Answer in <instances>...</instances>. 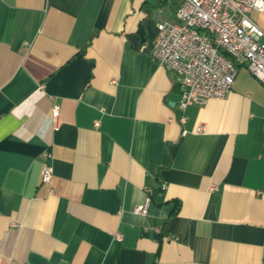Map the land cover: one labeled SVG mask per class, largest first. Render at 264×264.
I'll list each match as a JSON object with an SVG mask.
<instances>
[{
	"label": "crops",
	"instance_id": "1",
	"mask_svg": "<svg viewBox=\"0 0 264 264\" xmlns=\"http://www.w3.org/2000/svg\"><path fill=\"white\" fill-rule=\"evenodd\" d=\"M175 7L0 0V264H264V88L238 67L181 113L151 55Z\"/></svg>",
	"mask_w": 264,
	"mask_h": 264
},
{
	"label": "built area",
	"instance_id": "2",
	"mask_svg": "<svg viewBox=\"0 0 264 264\" xmlns=\"http://www.w3.org/2000/svg\"><path fill=\"white\" fill-rule=\"evenodd\" d=\"M164 1V0H159ZM175 19L156 25L152 57L173 74L181 87L177 109L182 113L189 106H202L208 100H223L231 92L237 68H245L264 88V43L254 35L264 33L251 18L253 12L264 10V0H174ZM56 129L59 106L53 103L50 114ZM180 123L185 121L183 115ZM203 131L198 126L196 132ZM45 159L40 171V183L50 187L53 177ZM215 191L216 188H210ZM144 203L133 209L146 216L152 190L146 188ZM116 240L121 237L116 234Z\"/></svg>",
	"mask_w": 264,
	"mask_h": 264
},
{
	"label": "trees",
	"instance_id": "3",
	"mask_svg": "<svg viewBox=\"0 0 264 264\" xmlns=\"http://www.w3.org/2000/svg\"><path fill=\"white\" fill-rule=\"evenodd\" d=\"M176 7H177V3H176ZM176 7H175V10H176ZM158 190H162V187L160 186ZM156 193H157V191L152 192V194H156Z\"/></svg>",
	"mask_w": 264,
	"mask_h": 264
}]
</instances>
